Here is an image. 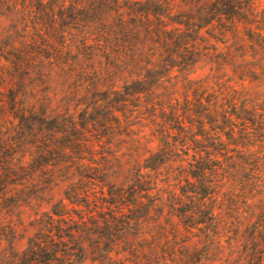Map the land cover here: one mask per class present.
Returning <instances> with one entry per match:
<instances>
[{"label": "trees", "instance_id": "trees-1", "mask_svg": "<svg viewBox=\"0 0 264 264\" xmlns=\"http://www.w3.org/2000/svg\"><path fill=\"white\" fill-rule=\"evenodd\" d=\"M88 254L264 264V0H0V264Z\"/></svg>", "mask_w": 264, "mask_h": 264}, {"label": "rangeland", "instance_id": "rangeland-1", "mask_svg": "<svg viewBox=\"0 0 264 264\" xmlns=\"http://www.w3.org/2000/svg\"><path fill=\"white\" fill-rule=\"evenodd\" d=\"M198 76H200L199 72L194 77H198ZM56 198H58V194L55 195V199ZM47 208L48 207L44 204L41 207V210H46ZM32 213H33L32 210L26 209L25 213L22 216L23 223L18 228L19 238L17 239V241L15 242V245H14L15 249L17 251H21V250L24 249L27 237L33 232V229L28 227V223L30 221L29 216H32ZM160 221H162V222L164 221V217L163 216L160 218ZM224 260H226L225 256L222 257L220 259V261H214V262L212 261V262H209L207 264H226L224 262ZM82 264H99V262H97L95 260V256L93 254H88L87 258L85 259V261Z\"/></svg>", "mask_w": 264, "mask_h": 264}]
</instances>
